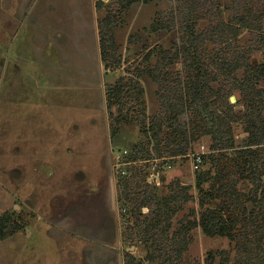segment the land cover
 Returning <instances> with one entry per match:
<instances>
[{
	"label": "rangeland",
	"instance_id": "obj_1",
	"mask_svg": "<svg viewBox=\"0 0 264 264\" xmlns=\"http://www.w3.org/2000/svg\"><path fill=\"white\" fill-rule=\"evenodd\" d=\"M119 6L118 0H0V264H237V239L208 235L198 222L206 208L222 212L229 201L230 211L239 215L258 212L259 190L255 193L252 179L259 175L264 181V146L242 144L247 135L242 120L232 123L234 148L215 146L202 131L192 140L187 110L177 120L188 131L186 153L166 155L165 138L177 125L163 115L171 113L172 89L187 75L176 1ZM108 12L116 20L117 48L116 60L105 68L99 32ZM156 22L163 25L154 29ZM248 33L238 43L255 36ZM262 58V51L252 52V61ZM146 67L160 81L149 73L140 77L142 96L126 100L125 119L112 134L106 85L126 82L135 69ZM243 74L236 72L237 78ZM230 91L236 101L241 98L239 89ZM222 104L214 102L218 108ZM111 110L116 116L118 106ZM156 148L164 155L159 163H166L158 172L152 170ZM195 153L202 154L197 170ZM116 163L130 172L128 178L121 179ZM209 171L199 190L193 179ZM230 176L237 178L231 195L225 190L213 199L203 194L213 184L226 185ZM125 180L134 187L122 190ZM177 182L192 186L169 230L166 215L148 238L126 228L134 219L132 202L143 194L148 210L140 207L139 218L173 211L172 201L168 208L161 203ZM185 226L183 241L180 227Z\"/></svg>",
	"mask_w": 264,
	"mask_h": 264
},
{
	"label": "trees",
	"instance_id": "obj_2",
	"mask_svg": "<svg viewBox=\"0 0 264 264\" xmlns=\"http://www.w3.org/2000/svg\"><path fill=\"white\" fill-rule=\"evenodd\" d=\"M135 1L137 0H118L119 10L129 7ZM175 1L174 13L176 14L174 17L180 23V30L184 38V44L181 45L179 51L182 55V68L187 75L182 82L179 81L174 87L175 89H172L175 94L172 95V98L170 97L168 105L172 109L171 113L166 112L163 115L165 119L177 125V128L171 130L165 138L166 144L163 147V152L173 156L186 153V134L188 131L177 120L178 116L187 110L191 112L189 137L192 140L196 134L202 131V134L210 135L215 146L234 148L235 138L232 123L236 120H242L243 128L247 134L242 137V144L244 146H264V114H262L264 110V88L261 87L264 81V0ZM162 25L163 23L156 22L152 24V27L157 29ZM115 26L116 20L108 12L103 19L102 28L99 32V47L105 68L108 67L110 60H116L117 46L112 34ZM248 32L255 36L250 37L244 44L238 43L249 35ZM254 50L262 51L263 58L259 63L251 60ZM238 70L244 71L241 78L236 76ZM154 72L150 67L135 69L136 75L127 77L126 82L117 80L112 85H106V108L110 112L109 127L112 134L117 132L118 123L125 119L123 115L124 104H127L129 100L139 101L142 96L140 77L144 73H149L150 75L153 74L154 80L160 81V77L154 76ZM235 88L239 89L241 98L235 103H231L229 101L230 90ZM217 100L223 101L220 108L214 105ZM238 104H241L242 110L241 108L237 109ZM115 105L118 106L116 116L111 110ZM190 122L185 121L183 125ZM156 133L153 135L155 138L157 137ZM168 144L173 146V151L167 149L166 145ZM243 152V150L238 151L240 155ZM137 155L135 153L136 157ZM163 156L162 152L156 148V153L151 157L161 158ZM138 157L146 158L142 155H138ZM213 162L214 164L217 163V161ZM223 167L226 165L222 164ZM209 174L210 171L198 173L193 179L195 187L201 190L202 183L210 177ZM222 174L219 172L215 178L219 181L222 180L224 178ZM228 174L231 173L227 171L226 176ZM128 177L121 176V179L124 180ZM241 177L242 175H240ZM235 179L237 181V178ZM235 179L230 176L226 185L220 184L215 187L213 184L212 187L203 191V194L213 199L218 195V192L222 194L225 190L231 195L232 192L228 190L234 187ZM252 181L255 184V193L259 190L257 202L260 205L255 215H239L234 210L230 211L232 201H229V208L222 209L229 211L228 218L223 211V213L221 212V209L208 207L203 211L198 222L202 231L208 235L237 239L239 252L237 264H264V224L259 223V220L264 223V181L259 175ZM132 186L134 187V185L128 184V180L122 182V190L124 191L131 189ZM191 186L188 183L177 182L171 194L164 196L161 203L165 208H168V204L172 201L175 206L173 211H151L142 219L139 218L138 214V210L143 205L141 198H144V194H141V198H135V202H132L134 219L132 225H126V228L132 227V231L134 229L135 233L148 238L149 233L158 227L162 217L166 215L168 222H166L165 230H169L171 216L188 198ZM153 196H155L154 193ZM189 197L192 198L193 196L190 195ZM203 202L204 200L200 198V205ZM235 208L236 206L233 207V209ZM193 223L195 224L196 220H193ZM237 225L239 229H235ZM180 228V232L184 233L182 240L185 241L189 227ZM176 234L178 232L174 231L172 236L174 237Z\"/></svg>",
	"mask_w": 264,
	"mask_h": 264
},
{
	"label": "built area",
	"instance_id": "obj_3",
	"mask_svg": "<svg viewBox=\"0 0 264 264\" xmlns=\"http://www.w3.org/2000/svg\"><path fill=\"white\" fill-rule=\"evenodd\" d=\"M125 152V151H124ZM120 156V151H119V153L118 154H116L115 155V157L116 158H118ZM161 159H157V158H154L153 159V161H154V163H153V165H152V170L153 171H155V172H158L159 171V169H161V168H165V164L166 163H164V164H160L159 163V161H160ZM192 168L194 169V170H197L198 168H199V166H200V164H201V162H202V154L201 153H195V154H192ZM121 163V162H120ZM116 166L118 167L119 166V163H116ZM168 166H169V164H168ZM120 167H118V173H119V175H120V177L122 176V177H128L129 176V174H130V172L129 171H127L126 169H119ZM141 209L143 210V212H146L147 210H148V207H146V206H141Z\"/></svg>",
	"mask_w": 264,
	"mask_h": 264
},
{
	"label": "water",
	"instance_id": "obj_4",
	"mask_svg": "<svg viewBox=\"0 0 264 264\" xmlns=\"http://www.w3.org/2000/svg\"><path fill=\"white\" fill-rule=\"evenodd\" d=\"M229 101H230L231 103H234V102L236 101V97H235L234 95H231V96L229 97ZM115 245H117V244L115 243Z\"/></svg>",
	"mask_w": 264,
	"mask_h": 264
}]
</instances>
